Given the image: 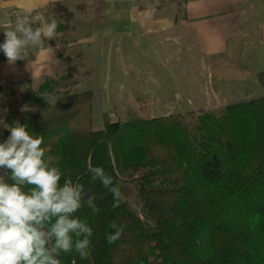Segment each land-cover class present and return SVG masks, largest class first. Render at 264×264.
I'll return each mask as SVG.
<instances>
[{
	"label": "trees",
	"instance_id": "trees-1",
	"mask_svg": "<svg viewBox=\"0 0 264 264\" xmlns=\"http://www.w3.org/2000/svg\"><path fill=\"white\" fill-rule=\"evenodd\" d=\"M257 79L264 90V72ZM55 84L47 80L20 124L43 137L61 184H82L100 209L84 203L75 214L93 228L90 259L61 253V264H264V96L131 124L105 114L95 131L93 92L59 95ZM89 164L119 197L92 181ZM113 220L124 230L109 244Z\"/></svg>",
	"mask_w": 264,
	"mask_h": 264
},
{
	"label": "crops",
	"instance_id": "crops-1",
	"mask_svg": "<svg viewBox=\"0 0 264 264\" xmlns=\"http://www.w3.org/2000/svg\"><path fill=\"white\" fill-rule=\"evenodd\" d=\"M252 1L255 0H0V44L5 40L4 31L14 25L18 14L36 12L43 16L59 7L65 16L55 39L45 41L53 51L32 47L27 50L26 60L14 64L0 51V138L9 121L20 123L26 110L36 109L33 100L41 96L40 88L47 80L61 69L78 67L73 62L74 52L83 64H79L81 69L87 61H95L93 54H98V59L107 54L110 70H124L125 78L130 79L131 90L125 89L133 106L122 109L124 114L129 113L126 117L132 114L135 120H151L193 112L195 109L174 107L181 100V92L176 88L169 91V85L152 84L160 89L152 96L149 77L154 69L148 63L134 65L125 58L133 54L140 40L141 47H154L165 55L176 56L181 76H187L184 90L188 97L195 96L200 86L201 92L206 88L208 102L224 105L253 99L256 81L252 91L246 88L252 78L246 62L247 56L253 55V44L248 43L253 33L246 25L255 11ZM263 29L261 26L258 31L261 44ZM68 30L77 38L65 52L61 40ZM74 46L76 49H72ZM66 53H70L68 58H64ZM236 54L242 57L236 60ZM165 69L164 65L159 68L163 72ZM134 72L138 74L132 75ZM136 76L138 81L132 80ZM143 76L147 78L145 85L139 80ZM80 86V82H74L73 87L79 90L73 93L81 92Z\"/></svg>",
	"mask_w": 264,
	"mask_h": 264
},
{
	"label": "clouds",
	"instance_id": "clouds-1",
	"mask_svg": "<svg viewBox=\"0 0 264 264\" xmlns=\"http://www.w3.org/2000/svg\"><path fill=\"white\" fill-rule=\"evenodd\" d=\"M60 21L45 20L39 13L17 15L14 25L4 31L0 44L10 64L26 60L27 50L55 39ZM10 135L0 142V264H61V253L73 251L82 260L92 255L93 228L75 214L84 203L98 214L100 209L84 186L71 179L61 184L62 173L41 147L43 137L30 133L27 125H7ZM92 181L99 180L119 197L112 177L103 168L88 165ZM106 234L109 244L122 235L124 226L115 220Z\"/></svg>",
	"mask_w": 264,
	"mask_h": 264
},
{
	"label": "rangeland",
	"instance_id": "rangeland-1",
	"mask_svg": "<svg viewBox=\"0 0 264 264\" xmlns=\"http://www.w3.org/2000/svg\"><path fill=\"white\" fill-rule=\"evenodd\" d=\"M255 5L254 14L248 18L247 27H249V32L253 33V36L249 37L252 39V42L248 41V43L253 44V55H248L246 62L249 65V70L252 73V78L250 77L249 82L247 83V90L252 91L253 83L256 81V86L254 87V98H261L264 96V90L258 83L257 75L260 72H264V29H263V41L262 44L258 37V31L261 26H264V0H255L252 1ZM49 14H45L42 17L46 20L48 16L50 18H56L58 21L61 20L64 15H62L61 10L59 7H55L53 10L49 11ZM32 14H36L32 13ZM40 15L42 13H39ZM16 15V14H14ZM18 15H27V14H18ZM66 20V19H65ZM61 24V23H60ZM61 45L62 49L68 51L71 49L69 44H75L76 36L72 35L71 32H66L63 34ZM248 44V45H249ZM141 40L138 42L136 48L132 50L131 56H125L127 62H133L134 65H139L140 63H148L153 71H151L150 75V83L151 86L149 88H153V94L156 95L158 92L160 93V89L152 86V84L161 83L169 88V91L176 90L181 92V97L179 101L174 104L175 108H182L185 110H193L196 114L202 113H219L224 110L225 107L233 104H219L213 103L211 100L208 102V96L206 95V88H203V92H201L202 87L198 86L196 88L197 94L195 96L188 97L186 91L184 90L185 84L187 82V76H181V71L177 67V60L176 56L173 53L170 54H163L162 51L156 50L153 48H145L142 46ZM250 47V45H249ZM72 49H76L75 46ZM73 53V52H72ZM70 53L64 54V58H68ZM75 59L73 62L78 64V67L73 68H65L61 69L62 71L58 72L57 75L52 79L56 84L53 85L54 90H57L59 95H67L69 93H73L78 91L79 87H73L74 82H80V91H88L91 90L93 92V103H92V117H93V129L95 131H100L105 127V118L104 115L107 114L115 116L116 119H112V121H120L123 124H131L135 123L136 120L133 119V115L126 117L129 113H123L122 109L124 107H130L129 104V96L126 92L127 90H131L130 79L125 78L124 70H110L111 66H109V55L106 54L105 57H101L98 59V54H93V58L95 61L87 64L85 63L84 69H81V61L79 60L78 56H76V52L73 53ZM73 57V58H74ZM242 55L237 58V54L234 56L236 60H239ZM74 64V63H73ZM81 64V65H79ZM165 66L167 70L160 71L159 68ZM141 72H139L140 74ZM132 75H137L138 72L131 73ZM146 77L143 76L141 79V84L145 85ZM132 80L138 81L137 76L132 77ZM144 80V82H143ZM182 80V84H181ZM254 81V82H253ZM180 84V86H178ZM176 86V87H175ZM166 88V89H168ZM208 89V88H207ZM256 89V90H255ZM155 91V92H154ZM166 91V90H165ZM140 93V91L138 92ZM176 98V97H175ZM192 100V101H191ZM191 101V102H189ZM136 105V104H135ZM192 105V106H191ZM225 107H223V106ZM222 106V108H221ZM182 111V110H180ZM190 113V112H189ZM118 117V119H117Z\"/></svg>",
	"mask_w": 264,
	"mask_h": 264
}]
</instances>
